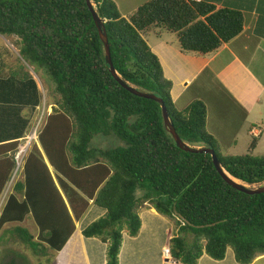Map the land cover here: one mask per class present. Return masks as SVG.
I'll list each match as a JSON object with an SVG mask.
<instances>
[{
	"label": "trees",
	"instance_id": "16d2710c",
	"mask_svg": "<svg viewBox=\"0 0 264 264\" xmlns=\"http://www.w3.org/2000/svg\"><path fill=\"white\" fill-rule=\"evenodd\" d=\"M92 2L104 19L112 62L121 78L163 98L183 141L213 148L233 177L264 185V153L253 154L256 137L246 153L222 152L206 129L205 103L194 100L186 108L176 107L173 82L145 38L151 29L161 28L177 35L183 52L211 54L242 32L244 11L217 8L205 0H148L125 17L113 0ZM0 35L20 40L21 60L45 73L56 106L17 172L21 178L0 205V231L6 223L17 222L11 237L51 263L75 222L94 204L106 212L82 234L107 244L105 264H119L123 231L137 236L142 226L139 209L153 207L177 228L169 250L179 263L196 264L204 252L221 260L228 247L240 264L264 254V191L248 194L234 188L209 153L187 152L176 145L160 104L132 94L109 71L86 0H0ZM2 61V78L32 79L26 64L6 73ZM27 124L19 132L14 124V134L20 136ZM96 135L98 140L117 141L97 145ZM19 140L0 142V199L16 167ZM27 215L40 228L37 236L19 224ZM15 252L10 250L6 264H29L27 256L20 259Z\"/></svg>",
	"mask_w": 264,
	"mask_h": 264
},
{
	"label": "crops",
	"instance_id": "0c3cea01",
	"mask_svg": "<svg viewBox=\"0 0 264 264\" xmlns=\"http://www.w3.org/2000/svg\"><path fill=\"white\" fill-rule=\"evenodd\" d=\"M113 1L121 15L128 17L148 0ZM205 1L215 4L217 8L232 7L241 9L245 14L242 32L217 51L206 55L185 53L175 47L174 42L176 40L166 38V33L171 35V32L161 28L151 29L145 34V38L147 34H152L158 38L152 41V45H150L147 38L146 40L151 49L157 54L164 75L173 82L171 95L175 105H179L180 109H183L194 100H202L207 109L206 129L217 139L224 153H228V151L232 154L238 153L231 151L234 150L233 147L236 150L245 148L248 150L254 136L257 139V146L253 150V154L256 155L259 152L258 149L264 150V0ZM32 79L24 81L23 84L26 85ZM8 82L0 76V89L4 91L5 85H9ZM190 88H192L191 92L186 97V93ZM7 94L14 96L13 91ZM217 95L226 101L222 104L225 108L227 106L226 110L231 108L232 105L234 106L235 116H230V114L226 116L223 113L224 109L214 106L213 101ZM19 97L21 98V96ZM21 99L23 101H13L23 111L28 107L25 104L27 99ZM9 104H11V101ZM31 104L33 106V103ZM34 105L37 107V113L40 104L36 102ZM25 121H28V119L24 118V125ZM224 128L228 133L224 134ZM23 130L20 136H16V134L0 135V142L21 138L27 131V125ZM222 138H226L227 141H222ZM45 160L48 163L47 158ZM49 168L54 173L50 164ZM4 199L6 200V197ZM97 207L95 216L86 223H79L83 217L75 222L74 232L64 247L56 253L50 264L106 263L107 244L97 237L87 238L82 234V230L88 224L105 214L106 210L104 208ZM142 209L143 212L140 213L139 211L142 219L139 234L130 236L127 230L123 231L119 264H182L164 255V249L169 247L170 238L173 236V224L153 207ZM31 221L35 225L32 233L37 236L40 228L32 216L27 215L23 222L18 223L24 226L25 223ZM25 227L29 228V226ZM160 230H163V232H160ZM4 231L3 227L0 232ZM0 245L2 249L3 245ZM196 264L240 263L235 259L232 248L228 247L223 259L215 260L204 252ZM250 264H264V254L257 256Z\"/></svg>",
	"mask_w": 264,
	"mask_h": 264
},
{
	"label": "rangeland",
	"instance_id": "374dc122",
	"mask_svg": "<svg viewBox=\"0 0 264 264\" xmlns=\"http://www.w3.org/2000/svg\"><path fill=\"white\" fill-rule=\"evenodd\" d=\"M166 31H168V30H166ZM169 32H171V31H169ZM170 34L171 35H167V33H166V38L168 37V38H173L174 40H176V42H174L176 45L175 47L177 49L181 50L180 45L178 43L177 35L174 32H171ZM146 38L148 39L150 45H152V43H153L152 41L154 39L155 40L158 39L152 34H147ZM20 46H21V42L17 37L0 35V63H1V60H3L2 61L4 63L3 70L6 73H9L10 71L17 69L19 67V65H21V64L22 65L26 64L24 61L21 60V57L19 54ZM26 68H27V71L32 75L33 81H30L26 85H24L22 81H19L13 77H11L10 79L4 78L5 80L9 81L8 82L9 85L8 86L5 85L4 91H3V89H0V135H2V136L8 135L9 136V135H13L14 133L19 132L22 125H24V118L28 119L27 127L31 123L29 128L27 129L26 133L19 140V145L28 141L29 140L28 136L31 134L32 129L34 127H38L37 122L40 120L41 113L44 112V115H43V119L41 120V124L39 126V128H40L39 131L42 129L44 123L46 122V115L50 114L53 110H55V107H56L55 104L53 103L54 98L52 97V95L50 93V82H48L45 73L42 70H39V71L34 70L33 67L32 66L29 67L28 64H26ZM0 72H1V69H0ZM37 87H38V89H37ZM33 88H34V91H32ZM191 89L192 88H190L187 91L186 97L189 96ZM10 91H13L14 96H11V97L8 96L7 93ZM19 96H21V98L27 99V103H29V104L25 103L26 107L27 106L28 107L25 108L23 111H21V109L19 107H17L13 101V100H17V101L22 100ZM213 98H215V96H213ZM4 99H5V101H4ZM9 101H11V104H9ZM36 102H38V104H40L39 105L40 108H39V111L37 113H36L37 107H35V105H34ZM225 102L226 101L223 100L218 95L216 96V98L213 101L215 107H217V108L221 107L222 109H224L223 113L226 116H227V114H230V116H235L234 115L235 114L234 106L232 105L231 108H228L226 110L227 106L225 105L226 108L224 107V105L222 106V104H224ZM31 103H33V106H31L32 105ZM176 107L178 109L181 108L179 105H176ZM20 112H21V114H20ZM16 123H18L17 128H16V129H18V131L13 132V130H14L13 126ZM226 128H224L225 129V131H223L224 134L228 133ZM34 141L38 142V133H37V138L29 143V145L26 149V151H27L26 153L30 152V149L34 146ZM93 141L97 145H98V141H99V143L103 144L101 146L107 147V146H112L113 144H115L117 140L114 137H111V138L106 137V138H101L98 140V135H96V136H94ZM222 141H227V139L222 138ZM233 149L234 150H231V151L238 152L236 154H243V153L248 152L247 148L236 150L235 147H233ZM258 151L259 152L256 155H261L264 153L263 149H258ZM222 152H224V150H222ZM226 154H232V153L230 151H228V153H226ZM236 154H232V155H236ZM19 178H21V174L18 177L16 176L12 183L9 182V184H8L6 190L4 191L3 195L7 192L6 195L8 196L9 192L12 190L13 183ZM3 195H2V197H3ZM3 202L4 201L1 198L0 199V205H2ZM97 208L98 207L96 205L91 204L88 212L83 216V218L79 221V223L84 224L90 218L95 216ZM142 208H144V207H141L139 209L140 213L143 212ZM15 224H16V222L8 223V225L4 226L5 231L0 232V244L3 245L2 249H1V245H0V264H6L5 261L9 259L8 257H9L10 250L17 251V252H15V254H17L20 259L23 258L24 255L27 256L29 264H50L47 256H40V257L35 256L34 254H32L27 249V247L24 244L20 243L18 238L11 237V234L9 232H10L12 226H14ZM24 226H29V229L31 230V232L34 231L33 227L35 225H34L33 221H31L29 223H25ZM172 231H173L172 232L173 234L176 233L177 228H175L173 226ZM160 232H163V230L162 231L160 230ZM162 238H164V237H162ZM189 240H192V238H189ZM50 253L51 254L49 255V258L52 259L54 255H53L52 251H50Z\"/></svg>",
	"mask_w": 264,
	"mask_h": 264
},
{
	"label": "water",
	"instance_id": "95a60500",
	"mask_svg": "<svg viewBox=\"0 0 264 264\" xmlns=\"http://www.w3.org/2000/svg\"><path fill=\"white\" fill-rule=\"evenodd\" d=\"M87 1V5L91 10V13L93 15L95 24L98 28L99 31V35L100 38L103 42L104 45V49H105V60L106 63L108 65V69L111 72V74L116 78V80L125 88L127 89L129 92H131L134 95L140 96V97H144L147 99H152L156 102H158L161 106L162 109V114H163V119H164V125L166 130L172 135V137L174 138L176 145L187 152H203V153H209L212 156V160L214 163L215 168L217 169V171L220 173V175L222 176V178L229 183L231 186H233L234 188L243 191L245 193L248 194H258L264 191V185H249L235 177H233L226 169L225 167L222 165V163L220 162L218 156L216 155L215 151L213 148L210 147H194L189 145L188 143H186L185 141H183L181 139V137L179 136V134L176 131L175 125L173 123L172 117L170 116L167 107L165 105V102L163 100V98L156 96L154 93L151 92H144L141 91L139 89H137L135 86H132L130 84H128L126 81H124L121 76L117 73L113 62H112V58H111V51H110V45H109V41H108V37H107V32L104 26V19H102L95 7H94V3L92 2V0H86Z\"/></svg>",
	"mask_w": 264,
	"mask_h": 264
},
{
	"label": "built area",
	"instance_id": "2783aa9c",
	"mask_svg": "<svg viewBox=\"0 0 264 264\" xmlns=\"http://www.w3.org/2000/svg\"><path fill=\"white\" fill-rule=\"evenodd\" d=\"M43 115H44V112L43 113H41V115H40V120L37 122V126L38 127H34L33 129H32V131H31V134L28 136V141H26L25 143H23V144H20L19 146H18V148H17V151H16V153L14 154V158H15V161H16V167H15V170H14V173H13V175H12V178L10 179V183H12L13 182V180H14V178L17 176V172L20 170V168H21V166H22V164H23V162H24V158L27 156V154L28 153H26L27 151H26V149H27V147H28V145H29V143L30 142H32L33 140H35L36 138H37V133H38V136H39V133H40V131H39V126H40V124H41V120L43 119ZM37 141V140H36ZM36 141H34V142H36ZM7 193V192H6ZM6 193L4 194V196H3V200H4V198L6 197ZM164 255H165V257H169L170 256V250H169V248H166V249H164Z\"/></svg>",
	"mask_w": 264,
	"mask_h": 264
},
{
	"label": "clouds",
	"instance_id": "9594fccd",
	"mask_svg": "<svg viewBox=\"0 0 264 264\" xmlns=\"http://www.w3.org/2000/svg\"><path fill=\"white\" fill-rule=\"evenodd\" d=\"M20 139H21V138H20ZM168 248H169V247H168ZM169 257L172 258L171 255H170Z\"/></svg>",
	"mask_w": 264,
	"mask_h": 264
}]
</instances>
